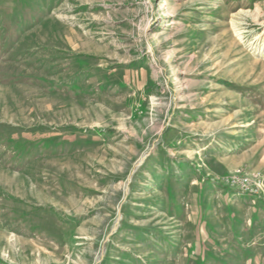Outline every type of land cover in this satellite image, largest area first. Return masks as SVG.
I'll return each mask as SVG.
<instances>
[{
  "label": "rangeland",
  "instance_id": "rangeland-1",
  "mask_svg": "<svg viewBox=\"0 0 264 264\" xmlns=\"http://www.w3.org/2000/svg\"><path fill=\"white\" fill-rule=\"evenodd\" d=\"M235 170L264 182V0H0V264H264Z\"/></svg>",
  "mask_w": 264,
  "mask_h": 264
},
{
  "label": "built area",
  "instance_id": "built-area-1",
  "mask_svg": "<svg viewBox=\"0 0 264 264\" xmlns=\"http://www.w3.org/2000/svg\"><path fill=\"white\" fill-rule=\"evenodd\" d=\"M226 184L235 186L239 190L248 193L249 195H257L263 192V179L260 175L244 174L239 170L233 171L226 180Z\"/></svg>",
  "mask_w": 264,
  "mask_h": 264
}]
</instances>
